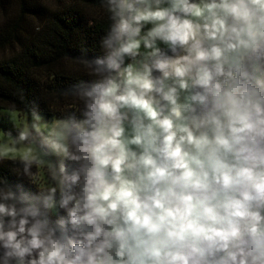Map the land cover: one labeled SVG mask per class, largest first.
Listing matches in <instances>:
<instances>
[{
  "label": "clouds",
  "instance_id": "clouds-1",
  "mask_svg": "<svg viewBox=\"0 0 264 264\" xmlns=\"http://www.w3.org/2000/svg\"><path fill=\"white\" fill-rule=\"evenodd\" d=\"M103 7L82 110L13 138L53 183L0 177V264H264V0Z\"/></svg>",
  "mask_w": 264,
  "mask_h": 264
},
{
  "label": "trees",
  "instance_id": "trees-1",
  "mask_svg": "<svg viewBox=\"0 0 264 264\" xmlns=\"http://www.w3.org/2000/svg\"><path fill=\"white\" fill-rule=\"evenodd\" d=\"M53 1L49 7L17 0V16L0 23V49L16 45L13 54L0 59V109L27 116L35 109L43 115L66 117L83 108L73 85L92 79L81 61L101 54L100 41L111 22L104 0ZM25 16L36 24L24 23ZM0 177L13 186L37 190L18 160L0 159Z\"/></svg>",
  "mask_w": 264,
  "mask_h": 264
},
{
  "label": "rangeland",
  "instance_id": "rangeland-1",
  "mask_svg": "<svg viewBox=\"0 0 264 264\" xmlns=\"http://www.w3.org/2000/svg\"><path fill=\"white\" fill-rule=\"evenodd\" d=\"M36 1L40 4H45L47 6H53V0H27V2ZM18 14V4L17 0H0V23L5 18H14ZM25 22L30 24H36L29 16H25L23 19ZM28 27V26H27ZM13 46H7L0 49V59H3L11 54H13ZM46 118H51V116L44 115ZM31 120V115L27 116L22 113H18L13 110L0 109V159H15L17 156V149L13 146V138L17 136L18 132L22 130L25 126L26 121ZM2 126H5L6 131L3 130ZM10 134V135H9ZM20 151H27V149H20ZM36 186L40 184L51 185L53 182L47 176L46 168H38L36 166L35 172Z\"/></svg>",
  "mask_w": 264,
  "mask_h": 264
}]
</instances>
